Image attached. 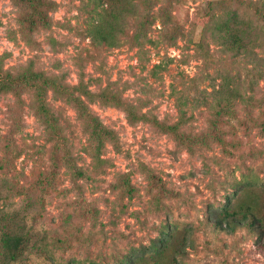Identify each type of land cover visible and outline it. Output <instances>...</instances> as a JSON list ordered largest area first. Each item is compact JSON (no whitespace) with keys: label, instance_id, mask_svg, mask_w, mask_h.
Here are the masks:
<instances>
[{"label":"rangeland","instance_id":"374dc122","mask_svg":"<svg viewBox=\"0 0 264 264\" xmlns=\"http://www.w3.org/2000/svg\"><path fill=\"white\" fill-rule=\"evenodd\" d=\"M45 1L51 3L43 9L49 26L29 31L28 9L0 0L6 70L16 74L29 66L61 75L67 85L77 84L82 73L92 92L109 87L169 124L182 109L181 130L192 146L177 145L147 122L132 124L122 109L95 100L89 108L120 145L117 152L105 143L102 157L110 163L96 173L93 143L71 104L48 90L63 138L57 152L38 120L35 93L23 90L20 100L0 93V218L7 217L0 224L21 220L35 234L14 264H137L151 252L152 239L165 233L180 239L187 232L177 264H264V235L258 239L243 224L217 229L208 220L228 201L248 199L246 183L264 205V99L255 106L245 101L264 97V78L252 76L253 69L264 71V35L259 32L238 56L213 38L215 20L228 10L264 29L248 6L260 0H127L116 46L102 47L89 36L101 7L92 0ZM223 86L237 88L243 98L211 127L210 105ZM7 139L18 154L4 170ZM67 156L85 171L83 178L73 181ZM124 172L130 173L132 197L119 183Z\"/></svg>","mask_w":264,"mask_h":264},{"label":"trees","instance_id":"16d2710c","mask_svg":"<svg viewBox=\"0 0 264 264\" xmlns=\"http://www.w3.org/2000/svg\"><path fill=\"white\" fill-rule=\"evenodd\" d=\"M126 1L92 0L95 7H101V11H98L97 21L89 29V36L94 46H116L120 33V29L117 28V19L121 14H127ZM238 1L243 2L244 0ZM15 2L28 9L25 22L29 31H33L38 27L46 28L49 26L50 21L43 9L50 7L51 3L45 0H15ZM248 6L264 20V0H260L259 5L257 2L248 1ZM259 32L264 35V29L252 19L244 18L235 10H228L215 20L213 38L218 39L219 43L225 46L228 51L230 50L234 55L238 56L245 52L250 45L255 44L259 37ZM199 46L202 48V43H199ZM252 76L257 80L263 79L264 71L253 69ZM49 89L52 90L55 97H60L71 104L76 111L77 117L82 121L84 129L93 143L91 153L92 169L96 173L102 171L103 165L110 163L108 159L102 157V149L105 143L110 142L117 152L120 151V145L116 132L106 127L89 108L88 103L95 100L102 104H110L122 109L126 119L132 124L139 121L147 122L161 132L171 135L177 145L187 148L192 146L190 137L181 130L182 125L185 123V113L182 109H179V119L169 124L158 120L154 115L142 112L140 105L124 99L120 93L112 91L109 87L102 88L98 92H92L83 81L82 73L79 75L77 84L67 85L63 82V76L58 74L47 75L29 66L19 73L12 74L11 71L4 68L3 60L0 57V93H10L17 100H20L23 90H32L35 93L34 108L38 120L46 130L47 139L54 142L55 151L59 152V143H62L63 140L61 125L57 115H55L46 101ZM219 90V96L210 105L214 118L210 120L211 127L217 125L225 115H231L232 107L238 100L243 98L237 88L223 86ZM263 99L264 97L255 98L251 95L245 101L248 105L255 106L260 104ZM204 139L201 138L200 140L203 141ZM9 146L11 150L8 151L5 148L3 159H1L3 164L1 168L4 170L10 166L14 157L18 154L16 145H13V142L7 139L5 147ZM65 158V165L72 169L73 181L83 178L85 171L71 163L68 156ZM119 183L124 192L132 197L134 188L129 172L119 175ZM244 185L250 186L252 190L248 199L242 202L240 199L235 202L228 201L220 213L212 212V215L208 216V220L212 222L215 228L222 230H234L235 226L243 224L250 230L257 232L258 239H261L264 235V220L261 215V209H263L264 205L263 203L259 205L260 193L254 190L253 184L246 183ZM2 220L6 221L7 217H1L0 221ZM30 229L21 220H12L8 224H0V264H14L23 257L30 241L35 236ZM177 237L178 235L165 233V236L152 239L148 246L151 252L146 256H142L141 261H138L137 264H177V257L182 255L184 249L188 246L189 233H185L180 239Z\"/></svg>","mask_w":264,"mask_h":264}]
</instances>
